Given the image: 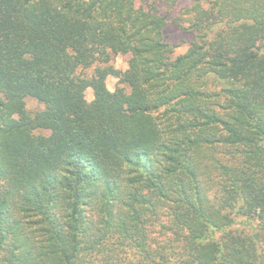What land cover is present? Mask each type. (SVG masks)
<instances>
[{"label":"trees","instance_id":"trees-1","mask_svg":"<svg viewBox=\"0 0 264 264\" xmlns=\"http://www.w3.org/2000/svg\"><path fill=\"white\" fill-rule=\"evenodd\" d=\"M185 11L0 0V264H264V0Z\"/></svg>","mask_w":264,"mask_h":264},{"label":"rangeland","instance_id":"rangeland-1","mask_svg":"<svg viewBox=\"0 0 264 264\" xmlns=\"http://www.w3.org/2000/svg\"><path fill=\"white\" fill-rule=\"evenodd\" d=\"M155 2L159 13L166 17V26L164 28V39L165 41L173 46L174 56L183 54L189 43L193 41V33L189 30V16L185 11L190 6L192 0H176L173 6L164 5L161 0H151ZM126 56H117L114 59V67L119 70L126 69ZM87 76H90L92 70H87ZM116 79L108 77L106 79V88L112 91L115 87ZM85 98L87 101L92 99V90L87 89L85 91ZM26 108L29 112L34 113L42 108L36 100L32 98L25 99ZM36 134H48L45 130H36Z\"/></svg>","mask_w":264,"mask_h":264}]
</instances>
